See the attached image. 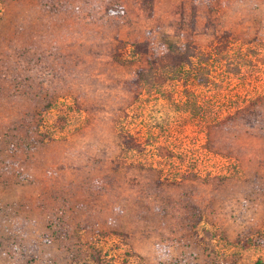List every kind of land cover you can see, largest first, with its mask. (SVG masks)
<instances>
[{"label": "rangeland", "instance_id": "obj_1", "mask_svg": "<svg viewBox=\"0 0 264 264\" xmlns=\"http://www.w3.org/2000/svg\"><path fill=\"white\" fill-rule=\"evenodd\" d=\"M0 264H264V0H0Z\"/></svg>", "mask_w": 264, "mask_h": 264}, {"label": "trees", "instance_id": "obj_2", "mask_svg": "<svg viewBox=\"0 0 264 264\" xmlns=\"http://www.w3.org/2000/svg\"><path fill=\"white\" fill-rule=\"evenodd\" d=\"M106 12L108 15H121L123 13L122 9H115L114 7H107ZM194 19L191 20L190 28L193 29L195 26ZM231 34L229 32L222 33V40L226 41L224 43H220L217 46L218 54L226 51V48L229 46V41L231 38ZM187 40H190L185 46L184 52L181 55H176L173 52L169 51L162 56H152L150 55L149 44L147 42L136 44L132 46V51L129 52L130 57H139L146 59L145 65L140 66L136 71L137 80L136 82L142 86H158L161 84H165L169 81V79H173L176 75L175 73L183 70L185 67H193V62L195 59L204 60L206 62L209 61L211 55L207 53L200 52L198 47L192 44V39L187 37ZM227 46V47H226ZM122 55L114 54L115 60H119ZM129 62L136 64L137 61L130 60ZM199 70V69H198ZM179 76L181 71L178 72ZM209 79L207 77H201L199 79L200 84H208ZM242 120H245L247 123L249 122H260L259 118L255 113L244 112L241 116ZM122 142L128 147V149L134 151H140L141 146L137 144L135 138L128 134L124 133L121 135Z\"/></svg>", "mask_w": 264, "mask_h": 264}]
</instances>
